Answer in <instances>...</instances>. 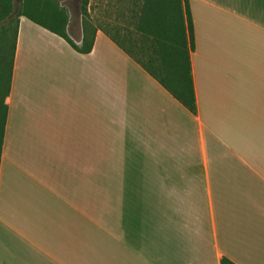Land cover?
I'll use <instances>...</instances> for the list:
<instances>
[{
  "label": "crops",
  "instance_id": "crops-1",
  "mask_svg": "<svg viewBox=\"0 0 264 264\" xmlns=\"http://www.w3.org/2000/svg\"><path fill=\"white\" fill-rule=\"evenodd\" d=\"M187 1L196 115L106 30L80 54L19 19L0 264H264V0ZM50 150L93 154L89 198L71 165L44 179Z\"/></svg>",
  "mask_w": 264,
  "mask_h": 264
},
{
  "label": "trees",
  "instance_id": "trees-1",
  "mask_svg": "<svg viewBox=\"0 0 264 264\" xmlns=\"http://www.w3.org/2000/svg\"><path fill=\"white\" fill-rule=\"evenodd\" d=\"M137 12L135 35H110L112 42L138 64L182 107L196 115L190 53L194 49L193 28L187 0H128ZM85 11L87 0L77 1ZM63 39L73 50L88 54L95 29L83 21L81 46L67 36L68 10L59 0H0V163L7 118L19 19ZM221 264H233L226 258Z\"/></svg>",
  "mask_w": 264,
  "mask_h": 264
},
{
  "label": "rangeland",
  "instance_id": "rangeland-1",
  "mask_svg": "<svg viewBox=\"0 0 264 264\" xmlns=\"http://www.w3.org/2000/svg\"><path fill=\"white\" fill-rule=\"evenodd\" d=\"M78 0H59L61 4L67 7L68 10V25L66 29V34L68 38L76 45L81 46V39L83 38V21L86 20L89 23V30L92 31L96 28H102L106 30L110 35L114 34L113 30L117 27H120L123 31L122 33L119 32V35H135V26L137 22V18L133 20L129 15L131 11L125 10L124 5L127 4L128 0H87V4L85 5V11L83 12L81 5L77 2ZM80 1V0H79ZM128 5L132 6V3L129 1ZM88 8L90 13H88ZM137 11V10H136ZM138 12V11H137ZM139 13V12H138ZM132 15V14H131ZM121 36V37H122ZM45 141H49L45 144L46 147L53 149L55 146L56 148L61 147L63 141L59 138L56 140L55 145L52 142V137H42ZM52 151L50 150V153ZM46 158L48 159L47 165L51 164V167L46 169L43 173V177L45 180H60L61 173L59 168L61 166L70 167L72 166V175H73V183L71 194L72 195H79L88 197L91 194V182L93 177L91 175V169H85L82 167L86 163L91 164V156L93 154H82V153H75V152H58L57 150L55 153H51ZM87 155V158L85 156ZM51 157V159H50ZM92 161L94 164L100 165L101 162L95 160L92 157ZM101 166H103L101 164ZM97 176H101L100 173H95ZM67 178V177H66ZM76 180H80L77 182ZM51 189H54L52 185H46Z\"/></svg>",
  "mask_w": 264,
  "mask_h": 264
}]
</instances>
